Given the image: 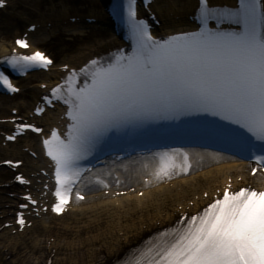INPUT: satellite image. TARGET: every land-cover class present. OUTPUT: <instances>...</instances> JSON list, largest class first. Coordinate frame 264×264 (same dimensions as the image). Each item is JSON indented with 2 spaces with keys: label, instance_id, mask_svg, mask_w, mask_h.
Listing matches in <instances>:
<instances>
[{
  "label": "snow or ice",
  "instance_id": "1",
  "mask_svg": "<svg viewBox=\"0 0 264 264\" xmlns=\"http://www.w3.org/2000/svg\"><path fill=\"white\" fill-rule=\"evenodd\" d=\"M135 5L136 0H128L116 9L117 15L121 8L125 12L132 51L124 55L121 50L106 67H96L91 83L78 89L70 84L64 101L71 121L66 139L53 130L51 139L44 141L55 162L57 185L71 184L79 175L78 162L113 129L168 116L197 112L220 116L243 130H226V139L243 148L259 147L264 153V0H238L234 8L212 7L209 0H199V30L162 39L137 18ZM209 21L215 27H209ZM16 44L29 47L25 39ZM6 63L23 71L52 61L36 51L13 55ZM99 63L91 61L93 66ZM0 82L16 91L3 72ZM256 159L264 165V155ZM185 162L187 172V156ZM168 175L167 165L155 173L156 178ZM16 179L26 183L19 176ZM55 195L52 211L60 213L68 195L59 187ZM77 199L83 197L77 194ZM178 223L186 226L158 233L125 264H264V191L241 188L230 193L226 188L223 197L202 213Z\"/></svg>",
  "mask_w": 264,
  "mask_h": 264
},
{
  "label": "rangeland",
  "instance_id": "2",
  "mask_svg": "<svg viewBox=\"0 0 264 264\" xmlns=\"http://www.w3.org/2000/svg\"><path fill=\"white\" fill-rule=\"evenodd\" d=\"M91 2L89 0H11L10 8L4 13L0 12V17H7L4 20L8 24L7 28L1 29L0 22V46H8L11 39L19 35L24 26L22 20L15 18L14 6L16 9H21L31 20L38 21L42 17L46 19L58 12L72 14L75 9L70 5H80L82 6V8L79 7L81 10L89 11ZM166 3H173V1L167 0ZM51 4L54 10H45ZM36 10L38 13L35 12ZM95 33H98L95 27L57 26L53 29L49 28L45 34L37 35L34 42L36 45H43L47 50L58 47L59 52L76 53L84 50L90 44L84 43L83 40L91 39ZM93 43L96 42L93 41ZM42 76L44 74L21 81L23 93L20 97H30L31 91L34 89L33 83ZM5 100L6 108L4 112H0V116L10 115L9 108L14 106V103L23 102L17 98ZM7 152H9L8 149L0 147V160L1 158H14L11 155H6ZM9 177L6 170H0V183ZM195 178V175L185 178L187 182L184 187L181 184L168 187L167 189L172 192L171 197L161 201L153 199L149 195L132 194L116 198L98 197L74 207L64 218L54 221L56 224L54 226L61 227V233L54 235L47 232L46 236L41 237L42 244L49 238L48 246L56 245L49 264H91L96 260L98 249H111V245L117 240L123 242L130 226L135 225L138 230H145L147 219L154 218L157 222L158 214L163 209L180 207L178 204L186 200L185 193L189 189L185 188L188 187L186 184L197 186ZM6 195L5 189L0 188V205ZM166 197H169L168 193ZM1 222L2 220H0ZM10 229L0 231V264H29L27 255L23 254L28 248H23V246L20 248L16 244L9 247L8 242L13 237H17V234L12 233V229L11 231ZM30 230L33 231V227ZM3 246H6V250L3 249ZM63 254L66 255V258Z\"/></svg>",
  "mask_w": 264,
  "mask_h": 264
},
{
  "label": "bare ground",
  "instance_id": "3",
  "mask_svg": "<svg viewBox=\"0 0 264 264\" xmlns=\"http://www.w3.org/2000/svg\"><path fill=\"white\" fill-rule=\"evenodd\" d=\"M219 1V0H217ZM223 1V0H221ZM188 2V6L186 7L187 12L190 11V9H192L194 7V5L196 4V0H187ZM170 10H168L167 14L169 13ZM164 28L167 29V33H169V31L171 30V27L174 28H181V27H188L187 23L184 22V20H179L177 22L174 21H167L163 24ZM182 29H178V30H173V31H180ZM114 41H117L118 38L117 37H113ZM12 47V45H11ZM11 47L8 48V46H0V58L7 55L10 50ZM85 54V53H83ZM83 54H81L80 56H78L76 58V60H79ZM59 72L58 71H53L52 73L49 74V76L47 77L48 80V84H51L54 79H56V77H58ZM38 92V90H34L33 94L35 95ZM0 110L2 111L3 108H0ZM197 152V157L198 158H206V159H212L214 162L218 163V167L203 171L199 174H197L195 177V183H197V186H189L188 188L189 190H197V189H203V192H210L211 187H218L219 185L223 184V182L225 181L226 178L232 176V174L235 172L236 167L239 169V171H242V174L244 175L243 178L244 180H248V176L245 174V168L246 165L244 164H238L237 166L234 164H228L227 159L225 156L223 155H218V154H214V153H209L206 151H200V150H196ZM22 166V165H21ZM244 172V173H243ZM192 180H194L193 178H191ZM256 178H253V180H255ZM185 182H187V180H182L179 181V183L183 186V184H185ZM187 185V184H186ZM167 185L166 186H161L159 188H156L152 191H147L145 194L149 195L151 198L156 199L158 201L164 200L166 198H170L172 192H170L167 189ZM188 190V194L190 193ZM7 193H12V187H7ZM169 195V197H166V195ZM17 198L15 195H11L8 197H4L3 199V203H2V207L0 209V215L2 216L4 222H9L10 218H11V214L14 213V210L16 208V204H17ZM160 215V216H159ZM174 215H175V210L174 209H167V210H162L159 214L158 217L160 218V222L164 223V222H170L172 219H174ZM62 217V216H61ZM60 217V218H61ZM142 219V218H141ZM151 220V219H149ZM150 222V221H149ZM154 224H151L150 226L153 227ZM155 226V225H154ZM51 226H48V229H50ZM128 232H126V237H125V241L124 242H120L119 240L115 241L113 245H111V249H98L96 251L97 257L96 260L94 262H92L91 264H104L106 262H108V258L110 256H116L117 254H119L120 252H122L126 246H128L129 244L135 242L137 240V238L143 234V232L141 230H138L136 228L135 225H132L128 228ZM48 231L46 230V228L44 227V225L39 224V223H35L34 228H33V233L28 234L26 236V234L24 235H20V237L17 238H12L9 242L8 245L9 247H12L13 244L19 245L22 244L23 248H28L25 249V252H23L24 255H27L28 257V262L29 264H47V257H49L52 252L53 249H56V245L52 244L51 246H48L45 242L42 244L41 243V237L43 236V234L45 235ZM56 232V231H55ZM59 232H56V235H58ZM55 245V246H54ZM6 247V246H5ZM64 258H66L65 254H63Z\"/></svg>",
  "mask_w": 264,
  "mask_h": 264
}]
</instances>
